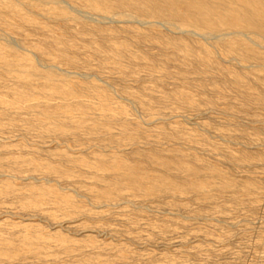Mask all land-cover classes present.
I'll return each mask as SVG.
<instances>
[{
	"label": "rangeland",
	"instance_id": "374dc122",
	"mask_svg": "<svg viewBox=\"0 0 264 264\" xmlns=\"http://www.w3.org/2000/svg\"><path fill=\"white\" fill-rule=\"evenodd\" d=\"M190 5L0 0V264H264V32Z\"/></svg>",
	"mask_w": 264,
	"mask_h": 264
},
{
	"label": "bare ground",
	"instance_id": "6f19581e",
	"mask_svg": "<svg viewBox=\"0 0 264 264\" xmlns=\"http://www.w3.org/2000/svg\"><path fill=\"white\" fill-rule=\"evenodd\" d=\"M180 2V0H173ZM189 7L180 8L183 12H190L200 15L202 20L210 27L215 29V25L232 20L233 25L240 33H257L262 35L264 32L263 21L264 9L258 7L259 0H226L237 6L229 7L223 12L224 0H188ZM243 30V31H241ZM219 33V32H218ZM234 33V32H233ZM252 34V33H251ZM215 35V34H214ZM218 36V35H217Z\"/></svg>",
	"mask_w": 264,
	"mask_h": 264
}]
</instances>
